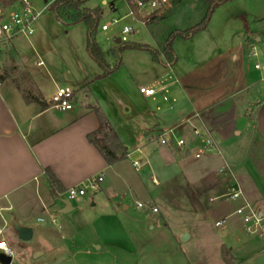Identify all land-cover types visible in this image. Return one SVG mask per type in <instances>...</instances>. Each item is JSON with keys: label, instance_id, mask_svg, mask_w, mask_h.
I'll use <instances>...</instances> for the list:
<instances>
[{"label": "crops", "instance_id": "0c3cea01", "mask_svg": "<svg viewBox=\"0 0 264 264\" xmlns=\"http://www.w3.org/2000/svg\"><path fill=\"white\" fill-rule=\"evenodd\" d=\"M170 1L172 7L180 0ZM101 4L117 11L114 2L101 0ZM140 11L137 8L134 15ZM247 23V33L262 42L264 23ZM17 40L0 47V227L16 223L32 229L34 235V224L44 223L42 215L51 219L54 199L99 175L104 176L99 192L110 197L109 204L103 206L106 217H117L122 207L129 211V206L118 204L129 195L124 190L114 191V179L126 185L131 194L151 197L154 187L179 178L192 186L203 183L204 191L221 195L237 184L243 197L233 203L234 213L248 204L255 213L264 215V75L253 74L245 59L237 64L234 55V62H228L227 52L215 40L212 56L176 54L175 64L161 63L160 68L154 60L144 58L149 76L143 83L133 78L125 84L122 80L113 82V76L94 81L102 69L92 59L79 58L77 50L73 51L77 62L58 63L55 56L61 54L54 48L33 46L30 52L17 46ZM211 57L215 59L208 63ZM40 62L43 65L38 66ZM5 69L14 72L15 78L4 76ZM24 76L32 85L33 98L43 100V104L26 100L27 90L16 80L25 82ZM142 87L153 88L156 94L145 97L140 93ZM59 88L74 91L72 110L59 111L48 104ZM96 110L107 117L127 149L126 160L109 165L89 142L88 135L99 129ZM169 130L185 145H160L158 138ZM136 160L142 162V171L133 166ZM127 165L140 173L138 185ZM48 171L60 183L57 195L51 193ZM81 199L76 207L72 203L71 213L77 214L70 216L66 236L74 234L79 222L86 224L83 218L79 221L80 214L90 206ZM93 207H98L96 201ZM152 214L142 212L146 219ZM260 239L264 243V235ZM250 243L254 252L263 248L255 241ZM66 250L70 258L74 249Z\"/></svg>", "mask_w": 264, "mask_h": 264}, {"label": "rangeland", "instance_id": "374dc122", "mask_svg": "<svg viewBox=\"0 0 264 264\" xmlns=\"http://www.w3.org/2000/svg\"><path fill=\"white\" fill-rule=\"evenodd\" d=\"M53 1L30 0L38 11L50 6ZM83 1L89 8L95 5L103 8V20L97 30L96 42L112 67L121 63L110 75L113 76L111 80L115 83L122 80L125 84L133 82V78L138 83H143L149 76L148 64L144 58L153 62V57L146 51H118L121 44L117 45L116 40L121 38L124 27L134 30L128 36V43L147 45L160 52L173 34L185 32L200 24L207 12L206 3L200 0H180L172 7L160 5L157 9L145 6L140 8L138 16L132 13L131 6L134 5L131 0H107L108 3H115L117 11L103 6L101 0ZM10 11L6 10L4 15H8ZM114 19L119 22L113 23ZM247 20L251 25L264 23V0H233L224 4L213 14L206 33L200 32L198 34L201 35L188 40L175 38L173 50L182 57L193 53L212 56L216 40L227 52L225 58L228 62H234V57L237 56V64L245 59L253 74L264 75L263 70L257 71L254 68L255 64L264 65V38L262 42H257L252 34L247 33ZM103 25L109 26L107 31L102 30ZM34 34L31 40L18 38L15 44L30 52L33 46L52 47L61 54L55 56L58 63L77 62L73 53L76 50L79 58L91 59L85 51L86 25L81 23L65 27L49 7L38 20ZM35 39L38 40L37 43ZM254 52H257V58L252 56ZM210 59L208 63L215 57ZM30 61L32 63L33 60ZM156 63L160 68L161 63ZM2 73L11 78L16 76L9 69ZM24 77L25 82L21 78L16 80L20 82V87L27 90L28 95H33L29 78ZM48 92L49 89L45 93ZM127 167L130 177L138 185L140 173H136L129 165ZM146 177L151 181V174L148 173ZM113 185L116 193L124 190L129 195L118 200V204L129 206V211L124 212L122 207L117 217H106L103 206L109 204L110 197L99 192L100 189L96 194L90 191L84 197L90 207L86 208V213L80 214L79 219L86 220V224L79 222L74 227L72 236H66L67 227L71 226V219L77 213H59L66 195L54 199L51 219L42 215L44 223L34 224L35 232L30 241H22L14 224H8L5 238L16 252L12 264H264L263 240L260 235L246 233L241 216L234 213V202L225 196L228 192L221 195L204 191L203 183L192 186L180 178L171 180L165 186L154 187L151 197L141 194L138 196L134 192L131 194L126 185L115 179ZM152 187L150 184V188ZM81 201V198L73 200V206H78ZM95 201L97 208L93 207ZM139 201L151 204L158 212L148 219L144 218L142 212L149 210L136 208L134 204ZM52 220L56 221L53 223ZM219 221L224 223L221 227H216L215 224ZM185 234L189 238L183 241ZM250 241H255V244L263 248L254 252ZM64 246L74 249L70 258H67L68 250ZM35 250L37 251L34 252ZM43 252L46 253L45 256H42Z\"/></svg>", "mask_w": 264, "mask_h": 264}, {"label": "built area", "instance_id": "2783aa9c", "mask_svg": "<svg viewBox=\"0 0 264 264\" xmlns=\"http://www.w3.org/2000/svg\"><path fill=\"white\" fill-rule=\"evenodd\" d=\"M172 3L170 0H137L134 2V6L137 8H144L145 6L151 7L153 9H157L158 6H170ZM18 6V7H17ZM49 6L45 7L42 10H36L30 0H20L16 5L7 9L11 10L8 15H4L6 10L0 9V47L12 42L16 38L24 37L29 38L34 35L36 30V24L43 12ZM133 13V12H132ZM5 16V17H4ZM119 20L114 19L113 23H118ZM108 25H103L102 30L107 31ZM134 32L133 28L124 27L121 32L120 43H127L128 36ZM253 51L256 48L252 47ZM253 57H257V52L252 54ZM43 65L42 62L38 63V66ZM255 70L261 71L264 70V65L255 64ZM140 93L145 97H153L156 92L153 88L142 87L140 88ZM74 91L66 88H59L56 92L51 96L48 104L51 108L57 109L59 111H70L74 108L73 98ZM158 142L162 146H169L172 144H176L178 147H182L185 145V142L182 139H177L173 130H169L158 138ZM211 141H207L208 145H211ZM133 166L136 169H140L143 165L142 162L136 160L133 162ZM104 182V176H93L83 182L82 184L70 188L66 192V198L64 201H70L72 203L73 200L77 198H84L91 191L92 193H97L101 188L102 183ZM226 198L233 202H237L242 199L243 192L239 185H233L229 188L228 193L225 195ZM136 208L138 209H148L152 213H157V208L153 207L151 204L145 203H137ZM236 214L241 216L243 221L245 231L249 235H264V215H259L254 212V210L248 205L245 204L239 207L236 211ZM55 222V220H53ZM224 221L216 222V227H221ZM5 227H0V244L3 247H0V254L5 257L11 258L12 262L16 255V252L13 248H11L5 238ZM0 264H3L0 262ZM12 264V263H11Z\"/></svg>", "mask_w": 264, "mask_h": 264}, {"label": "trees", "instance_id": "16d2710c", "mask_svg": "<svg viewBox=\"0 0 264 264\" xmlns=\"http://www.w3.org/2000/svg\"><path fill=\"white\" fill-rule=\"evenodd\" d=\"M20 0H0V9L7 10L16 5ZM129 1V0H128ZM181 1H195V0H181ZM204 1L207 6V12L202 22L185 32H179L173 34L163 46V49L159 52L153 50L151 47L143 44H130L122 43L118 47L119 52L132 50V51H146L151 53L153 60L159 63H167L173 65L177 61L176 54L173 50V42L175 38L179 37L184 40H188L198 33L205 31L210 23V20L215 11L224 4L233 0H200ZM131 6V3H130ZM133 14L137 13V8L131 6ZM49 9L54 13L56 19L62 23L65 27H71L77 24H85L87 27V52L91 59L98 64L102 69V74L95 80H101L109 77L117 68L121 65L118 63L114 67L110 65L107 57L99 44L96 42V35L98 27L103 20V8L97 7L89 9L86 7V2L83 0H55ZM88 86H85L87 89ZM26 91V90H25ZM26 100L30 101L35 99L40 104H43V100L33 98L32 95L24 93ZM96 114L99 119V129L88 135V140L93 144L100 154L104 157L109 165H115L128 158V151L120 142L115 130L112 128L107 117L100 111L96 110ZM50 190L53 195H57L61 191L59 187L60 183L54 177V175L48 171Z\"/></svg>", "mask_w": 264, "mask_h": 264}, {"label": "water", "instance_id": "95a60500", "mask_svg": "<svg viewBox=\"0 0 264 264\" xmlns=\"http://www.w3.org/2000/svg\"><path fill=\"white\" fill-rule=\"evenodd\" d=\"M116 44L117 45H120V40H116ZM64 203V208L61 210V213L62 214H69L71 212L74 211V207L72 206V203L70 201H63ZM14 227L18 233V236L19 238L22 240V241H30L33 237V231L32 229L30 228H22L20 226H18V224H14ZM189 238V235L185 234L183 236V241H186L187 239ZM0 262L3 263V264H11L12 263V259L11 258H8V257H5L4 255L0 254Z\"/></svg>", "mask_w": 264, "mask_h": 264}, {"label": "snow or ice", "instance_id": "6c2138e0", "mask_svg": "<svg viewBox=\"0 0 264 264\" xmlns=\"http://www.w3.org/2000/svg\"><path fill=\"white\" fill-rule=\"evenodd\" d=\"M0 247H3V245H2V244H0Z\"/></svg>", "mask_w": 264, "mask_h": 264}]
</instances>
